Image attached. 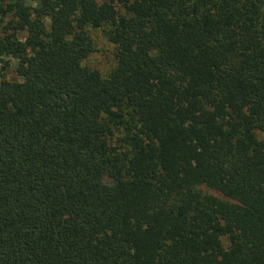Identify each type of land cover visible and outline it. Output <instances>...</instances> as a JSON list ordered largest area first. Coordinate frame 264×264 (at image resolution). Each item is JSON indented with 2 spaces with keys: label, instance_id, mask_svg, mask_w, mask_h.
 I'll list each match as a JSON object with an SVG mask.
<instances>
[{
  "label": "trees",
  "instance_id": "trees-1",
  "mask_svg": "<svg viewBox=\"0 0 264 264\" xmlns=\"http://www.w3.org/2000/svg\"><path fill=\"white\" fill-rule=\"evenodd\" d=\"M257 131L264 0H0V264H264Z\"/></svg>",
  "mask_w": 264,
  "mask_h": 264
},
{
  "label": "rangeland",
  "instance_id": "rangeland-1",
  "mask_svg": "<svg viewBox=\"0 0 264 264\" xmlns=\"http://www.w3.org/2000/svg\"><path fill=\"white\" fill-rule=\"evenodd\" d=\"M100 1V0H99ZM94 50L84 60V64L98 69L101 74L106 75L115 66V47L101 33L100 30L90 29ZM6 77L12 78V72L7 71ZM258 139H264V131L256 132Z\"/></svg>",
  "mask_w": 264,
  "mask_h": 264
}]
</instances>
